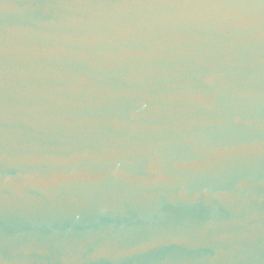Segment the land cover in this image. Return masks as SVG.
<instances>
[{"label":"water","instance_id":"95a60500","mask_svg":"<svg viewBox=\"0 0 264 264\" xmlns=\"http://www.w3.org/2000/svg\"><path fill=\"white\" fill-rule=\"evenodd\" d=\"M0 264H264V0H0Z\"/></svg>","mask_w":264,"mask_h":264}]
</instances>
